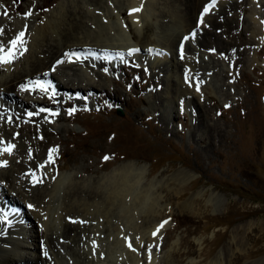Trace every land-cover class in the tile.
<instances>
[{
    "label": "rangeland",
    "instance_id": "rangeland-1",
    "mask_svg": "<svg viewBox=\"0 0 264 264\" xmlns=\"http://www.w3.org/2000/svg\"><path fill=\"white\" fill-rule=\"evenodd\" d=\"M131 1L102 0L103 5L97 6L93 0H0V28L8 24L20 27L26 33L27 48L40 39L38 29L57 15L61 25L55 33L58 39L70 30V22L81 18L87 24L84 31L92 36L140 49L124 61L116 58L105 66L100 65L105 54L96 52L100 57L96 59L82 52L90 61L67 69L97 75L108 68L107 84L119 95L115 100L107 98L99 104L96 93L92 98L85 96L83 104L67 107L65 100L62 105L55 102L50 110L59 115L49 113L45 121L28 116L42 107L16 110L0 99L1 108H5L0 110V141L16 146L8 158L0 155V160L8 161V167L0 168L5 169L0 177L12 181L11 187L0 179V208L12 218L11 225L4 224L0 231V258L14 254L15 247L23 243L29 247L20 248L16 255L23 264H149L147 248L158 244L152 250V264H264V0H217L201 24L203 9L211 2L206 0L192 13L193 26H189L186 14L190 12L188 0H138L142 10L130 15ZM78 4L89 9L86 16H78ZM121 9L124 15L119 13ZM27 12L32 15L26 17ZM212 18L220 20L213 29L215 39L200 45L201 34L211 30ZM228 24L231 32L226 30ZM16 35L3 40L7 43L4 46ZM42 46L34 47L37 54L33 58H38ZM17 62L1 73L4 78L10 77ZM136 64L140 67H134ZM126 73L131 80L127 81ZM185 74L189 81H185ZM150 78L152 81L146 83ZM112 79L119 85L112 84ZM70 108L77 111L69 115ZM11 109L17 113L9 123L11 116L6 111ZM47 139L48 145H37ZM40 146L44 152L37 165L17 170L13 164L33 160L42 151ZM53 148L58 151L52 153L54 162H49ZM105 156L111 159L105 161ZM129 161L143 168L134 193L139 195L134 200L133 194L131 208L120 212L119 206L107 207L106 192L110 190L111 170ZM32 172L42 174L43 183L34 186ZM60 177L62 183L56 188ZM146 187L151 188L146 199L150 198L144 206L139 205ZM34 189L48 194L47 213L57 220L46 233L38 231L35 218L23 217L28 213L26 206L14 207L7 201L8 194L21 191L27 196H20L25 202ZM94 198L101 209L86 213L82 202L90 200L91 204ZM169 218L161 230V242L152 232L155 225ZM68 224L77 229L64 235ZM116 227L124 230L119 229L120 233ZM111 245L117 246L118 252Z\"/></svg>",
    "mask_w": 264,
    "mask_h": 264
},
{
    "label": "bare ground",
    "instance_id": "bare-ground-1",
    "mask_svg": "<svg viewBox=\"0 0 264 264\" xmlns=\"http://www.w3.org/2000/svg\"><path fill=\"white\" fill-rule=\"evenodd\" d=\"M93 1H94V4H97V6L103 5V4H101V3H103L102 0H93ZM191 1L192 0H188V3H186V7H187L188 11L190 10V12L186 13L188 16L187 18H188L189 26H193V20L195 21V19L192 20V17H193L192 13L194 11H196L197 7H199V6L201 7V5H203V2H205L206 0H197V2L195 1L194 3H192ZM80 5L79 4L76 5L77 8L80 7L82 10V11L80 9L78 10V12H77L78 16L81 15L82 13H85V16H86L89 12V9L86 6H85L86 7L85 8L84 5H81L82 7ZM131 5H132V8H139L138 7V5H139L138 0H132ZM228 8H230V7H228ZM198 11H200V10H198ZM21 13H24V12H21ZM70 13H71L70 17L74 16L73 18L76 19L75 15H74L75 13L74 14H73V12H70ZM119 13L121 15H124L125 11L123 9H121ZM40 14H41V11L39 12V15L36 16L37 20L40 18ZM195 16H196V13H195ZM57 17L58 16L56 15L55 18L52 17L53 19L47 20V22H45L43 24V27L38 29L37 34L39 33L38 36H40V39L37 40L35 38L36 41L31 43L30 48H27V51L23 54V56H21V59H19V58L17 59L18 60L17 64L20 66L17 67L18 69L16 70V65H17L16 64L15 67L12 68V71L9 70L11 72L10 77L7 76L4 78V76H2L1 73L8 71V68L11 69V65L0 66V76H2L0 78V99L3 100L6 107L10 108V105H14V106H16V110L29 109V108L34 107V106H37L39 108L42 107V108L50 109L54 105L55 102L57 105H62L63 100H65L64 105H66L67 107L71 106V105L73 106V104H75V103L83 104V103H85V101H84L85 96L88 98H92V97H94V95L96 93H98V96L95 98V101L99 104L103 103L104 100L107 98L110 100H115V98H117L119 96L118 91L114 90L113 88H110L109 87L110 83L107 84V79H109L108 78L109 76L107 77V75L105 73L92 75V74H88V73H78V72L73 71V70L71 72V71H68L67 69L73 68V66H76L79 63L69 64V63L65 62L64 64L56 65V61L61 60V59L67 61V57L65 56V53H69V52H86V53L87 52L88 53H96L97 52V53H103V54H106V52H111L112 54H115L117 52L126 53L127 50L132 48L134 45L129 46L128 43H123L122 45H120V43H118V42H117L118 44H116L115 42H113L115 40V39H113V37H112L113 41H111L109 38H103V37L98 36V35L92 36V34H90L89 32H85L86 30L84 31V28H86L87 24L86 23L84 24L83 21H81V18L77 19L79 21L74 20V21L69 23L70 24V30H68L66 32L62 31L64 33L59 38L60 39V41H59V39L57 38L58 36H56L57 34H55L57 32L56 29L59 28V25H60L59 24L60 23L59 18H57ZM219 21L220 20H217L216 18L210 19L209 23H210L211 30L206 29L201 34V36L198 40L200 45H207L209 39H213V38L215 39V35L213 34L214 33L213 29H215V28H217V26H219ZM77 22H79V23H77ZM225 26H226V30H228L229 32L232 31V29H231L232 26L230 24L225 25ZM19 29H20V27H18V26H11V25L9 26V24L5 25L4 36L2 37V41L7 39L8 37H10L11 35L18 34L20 32ZM79 30H83V31L79 32ZM39 31H41V32H39ZM79 33H81V34H79ZM82 33H84V34H82ZM31 35H32V33H31ZM170 43L173 44V41H171ZM2 44L5 45L7 43H6V41L5 42L3 41ZM41 44L44 46V47L42 46L43 49L41 50V52L39 49H38L39 51L38 50L37 51L39 52V54L40 53H42V54L40 56L38 54V58H33L34 53H35L34 49H36L34 47L41 45ZM121 46H123L125 48H123ZM35 54H37V53H35ZM42 55H44L45 57H43ZM61 56H63V57H61ZM32 58L35 60H32ZM87 61H90V59H87L85 62H87ZM108 64H109V60H103L102 59L100 61L101 66H105ZM23 65H26V66L28 65V67H26V66L24 67ZM53 66L59 67V70L57 72L56 71L53 72L51 70L53 68ZM125 76H126L127 81L131 80V78H132L130 75H127V73L125 74ZM152 76H154V75L152 74ZM6 78H8V79H6ZM37 79L51 82V84L55 87L56 96L54 98L50 99V98H48V96H45L44 93L39 92V90H37L36 92H23L20 90L21 84H27L29 81H34ZM155 79H156V77H155ZM111 81H112V84H114L115 86L119 85L116 79H112ZM150 81H152L151 78L146 83H148ZM3 109H5V108H1V106H0V110H3ZM6 113L9 114L13 120V117L17 113V111L11 109L9 111H6ZM23 117H26V116L23 115ZM48 117H50L49 112H41L40 110H38V114L33 115L31 117V120L44 119L45 121H47L45 118H48ZM71 118L72 117H68V119H71ZM22 123H23V121H22ZM46 135H48V134L46 133ZM49 143H50V141H49V139H47L46 142L38 141L37 145H43L44 146L45 144L48 145ZM43 146L42 147L40 146L42 151L36 153V156L33 160L21 159L20 161L17 160V162H15L13 165H16L17 170H19V171H24L25 169H27L26 168L27 165H31V166L35 167V165H37V161L43 156V152H44ZM19 151H20V149H19ZM0 155H2V154H0ZM4 155H5V158H8V156H9L6 153ZM139 165L140 164L136 161H129L128 163L121 164L117 169L111 170L112 171V179L109 180L110 181V190H109V192H106L107 196H108L107 201L109 202V205L106 204L108 208H110V206L116 205V207L119 206L120 212H122L121 210H123V209L126 210L128 207L131 208L130 207L131 203L129 205V200L131 202L132 196H134V195H135L134 200H136L137 196L139 195L138 194L139 192H137V194H134L136 191V188H137L136 184H137V182H139L140 177L142 175L141 171L143 168ZM53 168L56 170H59V167H57V166H53ZM4 170H1V171L4 172ZM5 176H8V175H5ZM0 179L4 180L9 186L12 187V181L8 177L1 176ZM60 179H61V177H60ZM175 179H180V178H179V176H176ZM56 181H58V180H56ZM180 181L182 182L181 179H180ZM60 182L62 183V179L60 181H58L55 184L56 186L54 185V187L58 188L59 185L61 184ZM166 183L169 184L168 181ZM167 184L166 185L164 184L163 186L166 188ZM150 185H152V183ZM153 185L155 186V184H153ZM149 190H151L150 187L149 188L146 187V189L144 188V191L141 194L140 200L138 202L139 205H141L143 202H147L146 200L150 198V197H148L146 199V197L150 195V194L148 195V193H147V191H149ZM31 191H32L31 199L29 198V199L25 200V202L20 198V196L22 198H26L27 196L23 195L21 193V191H19L15 195L14 194H8L9 196L8 197L6 196L7 201H8V203H10V205H12L14 207H21V206L27 207L28 204H31L29 202L32 201V205L35 206L34 210L29 209L27 207L26 209H28L29 214L26 211L24 213L23 217L35 218L37 220L36 222L39 225L38 231L46 233L45 230L49 225L52 224L51 222H53V224H55L54 223L55 216H54V218L50 219L51 215H50V213L49 214L47 213V211H48L47 207L49 206V204H48L49 201H46L45 199L47 198L48 194L46 196V194H44V191H42L41 189H34ZM76 191H78V190H76ZM49 195H51V194L49 193ZM79 195L80 194H76V196L78 198L81 197ZM96 195L97 194H95V196ZM85 198H88V197H85ZM89 201L90 200H88V201L84 200V202H82L84 204V206H86V213H89V214L95 213L94 211L98 212L99 208L101 209V207L98 204H95V202L97 201L96 198L91 199V201H92L91 204H89ZM35 202L38 204H36ZM73 202H75V201H73ZM154 202H156V199ZM80 204H81V202H80ZM152 204H154V203H152ZM73 205H74V203H73ZM146 205H148V204H146ZM76 206H77V204H76ZM87 206H89V207H87ZM135 206H136V204H135ZM48 208H50V207H48ZM82 208H84V207H82ZM152 208H153V205H151V208H149V209H152ZM136 209H137V207H135V210ZM45 216H47V219L44 218ZM84 216H86V215H84ZM95 216H97V215H95ZM92 217H93V214H92ZM126 217H128V216L126 215ZM155 217H157V216H155ZM155 217H154V219L155 220L157 219L156 221H158V218H155ZM96 219H97V217H96ZM129 219H130V217H129ZM149 220H150V218H149ZM155 220H154V223H156ZM55 222H57V220ZM152 222H153V220H152ZM158 222H160V221H158ZM148 224H147V227H148ZM151 225H153V223ZM4 227H5L4 224H0V231H2V229ZM156 227L157 226L155 225L153 231L155 230ZM116 228L119 232H120V230H121V232H122V230H124L123 227H122L123 229L120 227H116ZM73 229H75L74 225L68 224L66 229L64 230V235L70 234ZM141 231H143V230H141ZM125 237H126V234L123 235L122 239L125 240ZM38 240H40V239H38ZM50 245L53 247L52 242H50ZM27 247H29V246L21 243V244H19L18 247H15L14 252H13L14 254L10 253V255H1L3 257L0 258V264H23L22 259L17 258L16 255L21 252L20 248L25 249ZM101 256H103V255H101ZM39 260H41V259H38V260L32 259L30 261H33V262L38 261L39 262ZM90 264H110V263H105L104 261H98V262H95V263L93 262Z\"/></svg>",
    "mask_w": 264,
    "mask_h": 264
},
{
    "label": "snow or ice",
    "instance_id": "snow-or-ice-1",
    "mask_svg": "<svg viewBox=\"0 0 264 264\" xmlns=\"http://www.w3.org/2000/svg\"><path fill=\"white\" fill-rule=\"evenodd\" d=\"M216 4H217V0H211V2L206 7H204L203 13L200 16V23L201 24L204 23V15L210 13V11L216 6ZM141 10H142V6H141V8H133L130 10L129 14L132 15L134 13L140 12ZM4 14L7 15V12L5 11ZM24 15L27 17V16H31L32 13L27 12ZM3 33H4V29L0 28V35H3ZM25 35H26L25 31H20L15 36L14 39H11L8 42V46H4L3 44H0V66L12 65L20 56H23V54L27 51ZM192 35L194 36L195 33H193ZM184 39L187 40V39H189V37H185ZM149 51H155V50L150 49ZM138 52H140L139 48H130L127 50L126 53L117 52V53H115V55H113L111 52H106L104 59L111 61V60H114L116 58H119L120 60L124 61L126 59V56L131 57ZM90 55L95 56L96 59L100 58L95 53H90ZM65 56L67 57V61H65L63 59L57 60L56 65H61V64H64L65 62H67L69 64L79 63L82 65L88 59V56L84 55L82 52H69V53H65ZM180 57H181V59L184 58L183 45L180 46ZM135 67H140V65L136 64ZM51 70L53 72H55L56 67L53 66V68ZM103 71L107 74L109 70H108V68H104ZM118 78L119 77L117 76V79ZM184 79H185V81H189V77L187 74H185ZM130 89H131V86L129 85V90ZM20 90L23 92H36L37 90H39V92L44 93L50 99L54 98L56 96L55 87L51 84V82L40 80V79H37L34 81H29L27 84H21ZM196 90L198 92L200 91L199 82H197ZM109 107H111V105H109ZM97 110H99V109H97ZM40 111L41 112H49L53 116L59 115V113L52 112L50 109H47V108H41ZM76 111H77L76 108H70L68 110V114L72 115ZM84 111H91V109L85 108ZM36 114H38V113L29 112L28 116L31 118L33 115H36ZM8 122L12 123L11 117L8 118ZM0 144L3 145V146H0V154L6 153L8 155H11L13 150L16 147L15 144H9L6 141H0ZM57 151H58V149H56V148H53L51 150V152L48 155V161L49 162H54L52 153H55ZM109 159H111V157H109V156L104 157L105 161H107ZM6 167H8V161L7 160H0V168H6ZM44 167H45V165L42 164L41 169H43ZM29 175H31V177H32V183L34 186L43 183L42 174L38 175L35 172H32V173H29ZM27 207L29 209H33V210L35 208V206L32 204H28ZM44 218L47 219V216H45ZM69 219H71V218H69ZM170 219L171 218L162 221L158 225V227L152 232V236L154 238H158L161 242L163 241V236L160 235V233H161V230L164 229L165 225H167L170 222ZM72 222L76 223L77 221L73 220ZM79 222L84 223V221H79ZM11 223H12V218H11L10 213L8 211H5L3 208H0V224L11 225ZM159 246L160 245H158V244H152V245L148 246L147 254H148L149 264H151L153 248H158ZM129 247L130 248L132 247L131 243H129ZM133 251H135V249H133ZM44 255L46 257L48 256V252L46 249L44 251Z\"/></svg>",
    "mask_w": 264,
    "mask_h": 264
}]
</instances>
